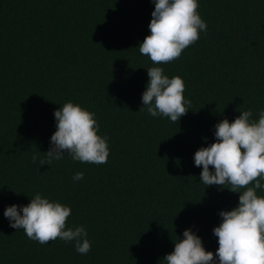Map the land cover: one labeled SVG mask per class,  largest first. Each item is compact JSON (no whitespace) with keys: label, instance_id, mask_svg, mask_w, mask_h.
I'll return each mask as SVG.
<instances>
[{"label":"trees","instance_id":"1","mask_svg":"<svg viewBox=\"0 0 264 264\" xmlns=\"http://www.w3.org/2000/svg\"><path fill=\"white\" fill-rule=\"evenodd\" d=\"M198 3L207 31L154 65L138 48L151 0H0V264H166L185 230L216 252L219 213L239 193L201 183L194 154L216 142L223 119L264 111V0ZM154 66L184 81L191 106L179 123L140 110ZM67 102L94 113L107 163L67 152L47 163L54 112ZM36 194L70 207L66 228H85L86 255L75 241L40 244L10 227L6 208Z\"/></svg>","mask_w":264,"mask_h":264},{"label":"clouds","instance_id":"2","mask_svg":"<svg viewBox=\"0 0 264 264\" xmlns=\"http://www.w3.org/2000/svg\"><path fill=\"white\" fill-rule=\"evenodd\" d=\"M154 11L149 24L150 35L139 45V52L154 65L168 64L180 58L183 51L196 43L207 25L199 15L198 0H151ZM149 82L142 94L143 107L153 116L179 123L189 112L191 101L185 100V84L181 77L169 78L159 66L147 69ZM251 110L240 112L233 121L223 119L215 128L216 142L194 154V164L202 167L200 181L204 185H230L229 191L239 193V204L231 211L219 213L222 222L213 229L218 238L215 253L206 251L202 240L191 230L174 243L166 264H264V111L252 120ZM57 130L51 136L47 163L63 158L67 152L74 161L105 164L109 156L106 137L98 135L99 125L94 113L78 104L65 103L54 112ZM35 162V157L33 158ZM43 163V161H42ZM210 167L214 171H210ZM78 172L73 179H83ZM22 213V214H21ZM10 227L23 229L27 238L47 244L57 239L75 241L77 253L91 250L83 226L66 228L71 209L59 202H50L41 194L31 198L27 206L12 205L4 211Z\"/></svg>","mask_w":264,"mask_h":264}]
</instances>
